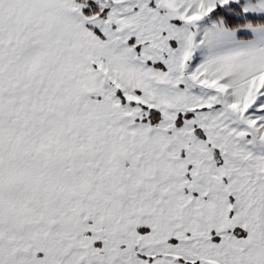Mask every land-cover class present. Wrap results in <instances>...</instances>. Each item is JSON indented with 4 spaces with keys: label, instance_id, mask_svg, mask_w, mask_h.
<instances>
[{
    "label": "snow or ice",
    "instance_id": "snow-or-ice-1",
    "mask_svg": "<svg viewBox=\"0 0 264 264\" xmlns=\"http://www.w3.org/2000/svg\"><path fill=\"white\" fill-rule=\"evenodd\" d=\"M0 264H264V0H0Z\"/></svg>",
    "mask_w": 264,
    "mask_h": 264
}]
</instances>
